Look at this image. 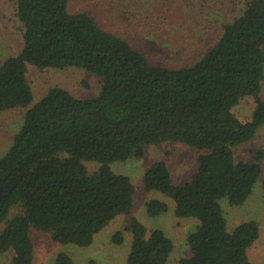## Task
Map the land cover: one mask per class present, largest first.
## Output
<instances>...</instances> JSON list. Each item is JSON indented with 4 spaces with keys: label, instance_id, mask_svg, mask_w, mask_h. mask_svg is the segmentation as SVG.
<instances>
[{
    "label": "trees",
    "instance_id": "trees-1",
    "mask_svg": "<svg viewBox=\"0 0 264 264\" xmlns=\"http://www.w3.org/2000/svg\"><path fill=\"white\" fill-rule=\"evenodd\" d=\"M242 5L210 48L174 66L151 61L152 46L144 40H158V28L143 19L141 24L133 19L119 33L117 24L104 26L90 11L70 12L69 0H16L23 47L0 65V112L31 103L27 64L80 68L99 76L101 87L91 98L48 89L25 111L0 158V222L5 221L0 253L12 251L10 264H33L31 228L62 245L91 244L133 205L134 185L110 164L141 158L145 146L168 141L200 150L197 169L184 184L173 182L163 160L144 175L145 189L171 199L178 218L197 220L187 236L190 255L177 264H252L248 250L258 239V224L243 222L229 230L221 204L244 203L261 174V156L252 162L234 156V148L264 124V0ZM139 28L142 45L135 42ZM161 37L160 47L169 48V37ZM246 97L253 98L254 108L242 120L234 107ZM84 160L100 166L88 173ZM16 205L20 212L8 218ZM146 208L158 216L168 204L152 199ZM127 229V264H169L174 246L161 228L148 230L132 219ZM112 241L120 244L122 232ZM53 264L73 261L60 253Z\"/></svg>",
    "mask_w": 264,
    "mask_h": 264
},
{
    "label": "rangeland",
    "instance_id": "rangeland-1",
    "mask_svg": "<svg viewBox=\"0 0 264 264\" xmlns=\"http://www.w3.org/2000/svg\"><path fill=\"white\" fill-rule=\"evenodd\" d=\"M15 2L0 0V65L6 58L19 54L23 47L21 24L15 16ZM242 6V0H69L70 12L90 11L104 26L109 27V22L117 24L116 31L126 28L125 25H129L133 19L138 24L143 19L142 24L152 26L153 30L158 28L155 31L158 40H144L152 46L148 56L156 64L174 66L191 62L210 48L222 34L223 24L239 15ZM138 30L135 42L139 41L142 45L143 33L141 28ZM161 34L163 38L169 37V48L160 47L159 43L163 41ZM27 78L33 91L31 103L27 107L0 112V158L9 149L20 129L25 111L37 103L48 89L57 86L77 98H91L99 93L101 87L99 76L75 67L39 69L27 64ZM262 97L264 99V82ZM253 108V98L246 97L234 107V112L240 119L249 120ZM199 154L200 150L196 148L168 141L145 146L141 158L130 157L111 163L110 168L114 173L129 177L134 185L130 212L111 220L88 246L62 245L53 241L50 233L31 228L29 235L33 243V264H53L60 253L68 254L73 264H127L131 245V234L127 228L132 219H137L148 230L161 228L174 246L169 264H177L180 258L190 255L187 236L197 226V220L178 218L174 214L171 199L145 189L144 175L154 161L163 160L173 182L184 184L195 173ZM234 156L237 161L249 162L261 156V174L247 200L238 206L229 205L226 200L221 204L229 230L243 222L255 221L258 224L259 236L249 248L248 255L252 264H264V124L250 141L234 148ZM83 164L88 173L97 171L100 166L98 162L89 160H84ZM152 199L165 201L168 210L158 216H150L146 205ZM19 212L20 207L13 206L8 218ZM4 226L5 221L0 222V232ZM116 232H122L123 241L120 244L112 241ZM12 256V251L0 253V264H10Z\"/></svg>",
    "mask_w": 264,
    "mask_h": 264
}]
</instances>
